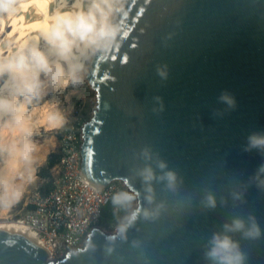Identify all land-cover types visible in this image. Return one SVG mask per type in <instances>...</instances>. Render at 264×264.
I'll return each instance as SVG.
<instances>
[{
  "label": "water",
  "instance_id": "1",
  "mask_svg": "<svg viewBox=\"0 0 264 264\" xmlns=\"http://www.w3.org/2000/svg\"><path fill=\"white\" fill-rule=\"evenodd\" d=\"M115 24L118 38L98 51L88 79L97 107L83 128L81 171L100 189L121 180L139 192L137 219L126 239L94 229L85 247L51 261L30 238L0 232V264H214L206 256L213 234L250 216L258 239L227 234L245 264H264V186L256 179L264 151L245 150L251 134H264V0H130ZM225 93L234 107L221 101ZM146 166L157 177L174 171L176 191L154 179L149 204L139 175ZM160 203L159 215L145 219Z\"/></svg>",
  "mask_w": 264,
  "mask_h": 264
},
{
  "label": "clouds",
  "instance_id": "2",
  "mask_svg": "<svg viewBox=\"0 0 264 264\" xmlns=\"http://www.w3.org/2000/svg\"><path fill=\"white\" fill-rule=\"evenodd\" d=\"M123 10L116 0H74L71 8L65 12L54 13L45 30L32 38L33 42H26L20 45L11 54L0 56V120L3 127L10 129L13 133L22 137L32 135L31 117L26 115L27 105L33 99L43 94L45 87L63 89L69 83L76 85L84 81L87 74V67L83 62L85 53L88 50L93 52L105 50L118 38L121 31L118 25L113 22L117 12ZM0 12L12 15L16 12V6L11 0H0ZM126 14V13H125ZM43 40L44 47L39 42ZM161 77H166V72L158 69ZM43 77V79H41ZM159 99V98H157ZM221 101L228 106L234 107L235 100L229 94H222ZM160 110H163L161 104ZM64 122L59 112L47 111L44 123L49 129L61 127ZM258 149L264 151V134L253 133L248 137V146L245 149ZM33 146L24 142L21 146L16 143L8 145L5 141L0 144V155L6 154L3 158V174L0 175V186L3 188V197L6 200L14 201L19 198L20 192L15 189L11 181L17 173L19 163L25 165L31 163ZM142 155L145 159H151L150 149L144 148ZM159 169H166L164 161L157 162ZM264 165L260 167L256 179L264 186ZM145 187V199L149 204L154 201L152 181L158 179L166 181V187L170 191H176L177 175L174 171H163L157 177L151 166L140 170ZM140 194L139 192H122L113 197V203L123 205L133 201ZM239 199V195L236 196ZM206 206L214 208L215 198L209 194L206 197ZM163 203L155 209H145V219L156 218ZM137 219L136 213L126 217L116 228V235L109 236V241H115L117 236L126 239V232ZM224 233H215L209 241L211 247L207 250L206 256L214 264H245L246 255L242 252L240 245L227 233L241 232L245 239H258L261 230L254 217H249V223L239 217L234 218L230 224L224 225ZM138 246V242H133ZM111 253L112 248L107 249Z\"/></svg>",
  "mask_w": 264,
  "mask_h": 264
},
{
  "label": "built area",
  "instance_id": "3",
  "mask_svg": "<svg viewBox=\"0 0 264 264\" xmlns=\"http://www.w3.org/2000/svg\"><path fill=\"white\" fill-rule=\"evenodd\" d=\"M81 162L80 138L75 126H69L63 131L60 161L53 168L57 177L46 194L37 192L33 196L20 222L36 235L48 259L60 260L85 247L92 231L102 228L106 209L112 206L115 216L121 210L113 197L132 192L121 180L100 189L84 176Z\"/></svg>",
  "mask_w": 264,
  "mask_h": 264
},
{
  "label": "rangeland",
  "instance_id": "4",
  "mask_svg": "<svg viewBox=\"0 0 264 264\" xmlns=\"http://www.w3.org/2000/svg\"><path fill=\"white\" fill-rule=\"evenodd\" d=\"M1 26L2 23L0 22V29ZM96 96L97 91L92 87L89 80L84 77L83 83L76 85L70 83L65 90L45 87L43 94L39 98L32 100L29 104L31 108L49 104L52 111L59 112L63 116L64 122L58 128H40L28 142L34 149L31 153V158L36 155L35 152L39 151V154L36 156L37 159L35 158L31 162L29 168L27 165L22 166V176L19 180L17 179L16 183L11 181L12 186L20 192L19 198L14 201L6 200L4 197L0 198V219L20 223L31 207L33 196L37 192L42 194L40 191L41 186L54 181L55 177H57V170L51 169L50 178L39 176V171L47 165L50 154L62 155L63 131L67 127L75 126L82 145L83 128L91 120L97 107ZM3 128V126L0 127V132ZM12 134L13 132L10 131L9 135ZM8 145H11V143H8ZM2 194L0 193V195ZM121 206L122 208L116 216L111 213L112 206L106 209L101 228L106 234L116 232L117 226L124 222L126 217L130 216L136 208L137 200L134 199Z\"/></svg>",
  "mask_w": 264,
  "mask_h": 264
},
{
  "label": "bare ground",
  "instance_id": "5",
  "mask_svg": "<svg viewBox=\"0 0 264 264\" xmlns=\"http://www.w3.org/2000/svg\"><path fill=\"white\" fill-rule=\"evenodd\" d=\"M129 1L130 0H116V3L118 6L122 4L124 10ZM11 2L16 6V12L14 14L8 15L0 12V22L2 23L0 29V56H6L11 54L13 51L16 50V48H18L20 45L25 44L26 42H33L32 38L37 36L40 31L46 29L50 21L54 18L53 14L68 11L71 8L74 0H11ZM121 12H117L113 17L114 23L117 22ZM39 44L41 48L45 46L43 40H41ZM98 51L99 50L93 52L91 50H88L85 53V58L83 59V62L85 63L88 69L87 74L85 76L87 79H89ZM69 85L70 83L68 84V86ZM67 87L63 88V90H65ZM47 111H52L51 106L49 104H44L33 108H31L30 105H27L26 115H30L31 117L30 123L33 128L32 135L27 138L15 133L9 135L11 130L3 128V130L0 132V144H4L6 141L7 144L16 143L18 146H21L24 142H29L32 136L36 135L40 128H48L47 124L44 123V117ZM2 125L3 121L0 120V127ZM35 153L36 155L34 154L35 156L31 158V162L39 154V151ZM4 156H6V154L0 155V175L3 174ZM22 166L26 165L22 162L19 163L17 167V173L14 175L12 182L16 183L17 179L19 180L21 178ZM27 166L29 168L31 166V163L27 164ZM0 193H3L2 186H0ZM0 198H3V194L0 195ZM0 232L13 233L25 236L35 241L42 248H44L41 242H39V240L37 239L36 235L29 228L23 226L21 223H15L5 219H0ZM51 260L52 259H48V261Z\"/></svg>",
  "mask_w": 264,
  "mask_h": 264
},
{
  "label": "trees",
  "instance_id": "6",
  "mask_svg": "<svg viewBox=\"0 0 264 264\" xmlns=\"http://www.w3.org/2000/svg\"><path fill=\"white\" fill-rule=\"evenodd\" d=\"M60 155L57 154H50L47 165L40 169L39 176H42L44 178H50L51 177V169L54 168L60 161ZM52 185V182H49L47 184H43L40 188V191L42 194H46L50 187Z\"/></svg>",
  "mask_w": 264,
  "mask_h": 264
}]
</instances>
